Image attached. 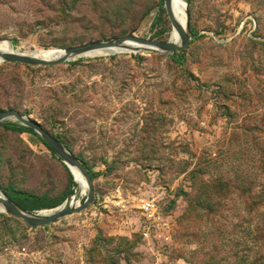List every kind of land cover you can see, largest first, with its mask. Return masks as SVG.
Wrapping results in <instances>:
<instances>
[{
	"label": "rangeland",
	"instance_id": "obj_1",
	"mask_svg": "<svg viewBox=\"0 0 264 264\" xmlns=\"http://www.w3.org/2000/svg\"><path fill=\"white\" fill-rule=\"evenodd\" d=\"M185 2L180 52L0 63V112L37 122L94 176L93 203L50 226L0 213V264H242L255 251L264 213L242 193L264 187V0ZM172 27L164 0H0V40L22 52L169 41ZM4 123L23 126L0 123L7 198L36 199L33 215L82 204L61 158Z\"/></svg>",
	"mask_w": 264,
	"mask_h": 264
},
{
	"label": "water",
	"instance_id": "obj_2",
	"mask_svg": "<svg viewBox=\"0 0 264 264\" xmlns=\"http://www.w3.org/2000/svg\"><path fill=\"white\" fill-rule=\"evenodd\" d=\"M172 0H164V6L167 11L169 20L172 26L179 32L181 36V42L179 44H175L170 41H158L151 40L147 38H141L133 35H126L123 37H118L110 40H105V42H92L81 46H75L63 50L62 55L57 57L52 61H45L41 59H36L34 57H28L20 54H11V53H3L0 52V62L7 63H19L25 65H33V66H55L64 64L65 62L83 57V56H91L90 54L95 51H104L116 48L114 52H109L107 54L112 55L122 52H180L187 48L190 40L191 33L188 29V15L186 10V21L185 28L180 26V24L176 21L173 16L171 10ZM133 43L132 45L123 46V43L126 42ZM141 45V46H135ZM121 47V48H119ZM15 120L18 124L25 128H29L33 131L35 135H37L59 158H61L62 163L69 169L67 165L75 167L81 176L83 177L86 186L87 193L86 197L82 204L72 207L70 204H62L61 206L54 208L55 210L49 214H42L41 211L37 214L33 215L31 213H27L23 211L20 207L14 204L11 200L7 198V195L0 188V205H2L5 209V213L14 217L15 219L20 220L24 225L29 228H44L50 226L65 217H68L73 214H78L86 210L94 201V192L93 185L90 179V176L86 170V168L71 154V152L56 138L52 137L47 131H45L37 122L31 120L29 117L22 115L17 110H7L0 112V123H3L8 120ZM70 173V172H69ZM73 180V179H72ZM73 199V198H72Z\"/></svg>",
	"mask_w": 264,
	"mask_h": 264
},
{
	"label": "trees",
	"instance_id": "obj_3",
	"mask_svg": "<svg viewBox=\"0 0 264 264\" xmlns=\"http://www.w3.org/2000/svg\"><path fill=\"white\" fill-rule=\"evenodd\" d=\"M4 128H7L9 130H12L17 133H28L35 135L33 131L29 128L25 127H15L12 125H8L7 123H4ZM40 141L42 144L50 151H52L41 139ZM91 181L94 180L93 174L90 172L88 168H86ZM70 186H73L72 177L70 175L69 177ZM75 184V183H74ZM76 185V184H75ZM68 194L71 195L72 191L68 190ZM242 196L245 198V209H247V212H250L251 210L255 211L256 214H258L259 218L262 217V214L264 213V187L260 186L257 188H243ZM12 202H14L17 206H19L21 209L26 210L24 203H30V202H36V199H31L28 196H24L21 193H15V197H9ZM35 208L38 209H51L53 207H47V206H41L36 203L33 204ZM260 210L262 211L260 213ZM262 219V218H261ZM263 223H258L255 228L257 232L255 233V236L253 238V243L251 246L254 248V252L250 251L249 248H246L244 250V254L242 256L243 263L242 264H264V219L262 220Z\"/></svg>",
	"mask_w": 264,
	"mask_h": 264
},
{
	"label": "bare ground",
	"instance_id": "obj_4",
	"mask_svg": "<svg viewBox=\"0 0 264 264\" xmlns=\"http://www.w3.org/2000/svg\"><path fill=\"white\" fill-rule=\"evenodd\" d=\"M187 3L185 0H172L171 3V10L173 13V16L175 17L176 21L180 24V26L185 28V21H186V10H187ZM168 40L170 42H173L175 44H179L181 42V36L179 32L172 27L170 33H169V38ZM126 45H132L134 46L133 43L126 42L123 43V46ZM135 46H141V45H135ZM20 46L14 45L8 40H0V52L3 53H11V54H20L28 57H34L36 59H41L45 61H52L62 55L63 50H56V49H49V50H44V49H35L31 51H21ZM121 48V47H119ZM116 48L109 49V50H104V51H95L92 52L90 55L91 56H105L108 55L107 53L109 52H114ZM1 63V62H0ZM70 175L73 178V182L77 185V187L80 189V192L82 195H85L87 193V186L86 183L79 173V171L70 165H67ZM71 197V196H70ZM80 205L78 202L74 204V206ZM55 210H42V214H49L54 212ZM0 213H5V209L2 205H0Z\"/></svg>",
	"mask_w": 264,
	"mask_h": 264
},
{
	"label": "built area",
	"instance_id": "obj_5",
	"mask_svg": "<svg viewBox=\"0 0 264 264\" xmlns=\"http://www.w3.org/2000/svg\"><path fill=\"white\" fill-rule=\"evenodd\" d=\"M144 212L151 218L155 214V207L151 203H146L142 206Z\"/></svg>",
	"mask_w": 264,
	"mask_h": 264
}]
</instances>
